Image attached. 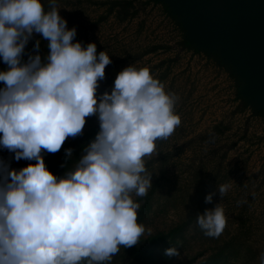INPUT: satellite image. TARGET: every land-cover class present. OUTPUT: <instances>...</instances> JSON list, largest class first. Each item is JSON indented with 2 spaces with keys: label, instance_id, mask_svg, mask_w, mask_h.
<instances>
[{
  "label": "clouds",
  "instance_id": "9594fccd",
  "mask_svg": "<svg viewBox=\"0 0 264 264\" xmlns=\"http://www.w3.org/2000/svg\"><path fill=\"white\" fill-rule=\"evenodd\" d=\"M58 0H0V148L29 163L19 170L0 159V264H110L121 247L140 242L141 204L152 187L145 157L157 140L181 124L179 97L147 66L135 63L116 74L99 96L112 63L95 42L75 40ZM34 34L47 41L46 55L29 54ZM41 40L35 41L39 49ZM94 115L99 130L62 175L48 170L44 152L55 153L68 137L82 134ZM71 156L73 149L66 148ZM63 167V165H62ZM231 184L205 196L221 199ZM227 222L221 203L198 213L204 235L218 237ZM165 255L180 256L176 245ZM259 264H264L261 252Z\"/></svg>",
  "mask_w": 264,
  "mask_h": 264
},
{
  "label": "rangeland",
  "instance_id": "374dc122",
  "mask_svg": "<svg viewBox=\"0 0 264 264\" xmlns=\"http://www.w3.org/2000/svg\"><path fill=\"white\" fill-rule=\"evenodd\" d=\"M115 1L58 0L67 26L77 28L75 40L95 42L97 53L106 50L111 58L97 95L111 90L124 67L147 66L166 91L179 97L175 110L181 124L168 139L157 140L155 151L145 157L153 185L147 196L134 197L141 204L138 222L144 224L145 233L138 244L121 247L110 264H259L264 252V147L258 146L255 134H261L264 122L254 111L264 108L244 94L264 93V39L256 33L263 25L256 14L264 0H156L157 4L148 6L147 0H133L134 10L123 19L115 15ZM44 3L47 7V0ZM164 4L179 18L193 48L181 49L172 42V30L162 21ZM37 39L39 49L34 47ZM47 52V41L34 34L23 58ZM235 52L243 70L250 71L248 81L233 64ZM219 60L239 74L249 109L233 115L236 105H232V129L212 137L206 134L213 122L230 119L221 83L225 76L216 67ZM253 64L259 66L258 72H251ZM6 67L0 60V70ZM98 130L97 118L86 117L82 134L66 138L55 153H43L48 170L62 176ZM238 137L244 139L237 141ZM69 147L73 149L70 157L64 151ZM14 157L0 148V159L11 168L35 163ZM223 183L231 184L224 197L217 192L213 202L206 203L205 196ZM219 202L226 226L218 237H208L197 226L196 216ZM173 245L179 257L165 255V249Z\"/></svg>",
  "mask_w": 264,
  "mask_h": 264
},
{
  "label": "trees",
  "instance_id": "16d2710c",
  "mask_svg": "<svg viewBox=\"0 0 264 264\" xmlns=\"http://www.w3.org/2000/svg\"><path fill=\"white\" fill-rule=\"evenodd\" d=\"M133 0H117L115 1V15L119 19H123L125 17L129 16V11L134 10V4ZM150 3L157 4L158 2L156 0H147L145 2V5H149ZM162 21L165 24V26H170L172 30V42L178 47V48H193L191 43L189 42L187 33L180 22L179 18L172 14L170 8L168 5L164 4V8L162 11ZM131 16V15H130ZM195 52H198V50L194 49ZM216 67L219 68V70L223 72L225 76V80H221L225 85V93L223 97H225L226 102L230 104V106L227 108V112H225L230 119L228 120H215L210 128L206 136H218L223 134V131L225 129H232V120H231V107L234 106V111H232L233 115H238L242 113L245 108L249 109V106L247 102L245 101L244 97L241 95V88H242V81L238 73L235 69H233L230 65H225L222 60H219ZM255 116H257L260 120L264 122V111H254ZM206 133V132H205ZM218 134V135H217ZM257 139L259 140V143H261L260 147H264V130L261 131L260 135H256ZM237 137V136H236ZM246 137V136H244ZM239 139L244 138H237ZM246 139V138H245Z\"/></svg>",
  "mask_w": 264,
  "mask_h": 264
},
{
  "label": "crops",
  "instance_id": "0c3cea01",
  "mask_svg": "<svg viewBox=\"0 0 264 264\" xmlns=\"http://www.w3.org/2000/svg\"><path fill=\"white\" fill-rule=\"evenodd\" d=\"M259 23H263V25H261L262 27H259V30L256 32L257 33V38L258 39H264V16L262 17L261 12L259 11L256 14ZM244 35H246V32L244 31ZM256 42H259L258 40H256ZM258 47H260V45L258 44ZM264 48V45L262 46ZM233 55L234 61L233 64L236 65L237 69L241 70V74L243 76V78L245 80H249L250 79V71L248 70H243V64L241 61L236 60V58L239 56L237 52H235L234 54H231V57ZM256 69V70H254ZM259 66H257V64H253V66H251V72L259 71ZM245 93V92H244ZM245 96H247V98H251V101L254 105H256L257 107H261L264 108V93H261L259 90L251 92L250 95L248 94H244Z\"/></svg>",
  "mask_w": 264,
  "mask_h": 264
},
{
  "label": "water",
  "instance_id": "95a60500",
  "mask_svg": "<svg viewBox=\"0 0 264 264\" xmlns=\"http://www.w3.org/2000/svg\"><path fill=\"white\" fill-rule=\"evenodd\" d=\"M260 12H261V15L262 17L264 16V7L262 6L261 9H260ZM239 75V74H238ZM242 89V88H241ZM242 95V94H241Z\"/></svg>",
  "mask_w": 264,
  "mask_h": 264
}]
</instances>
